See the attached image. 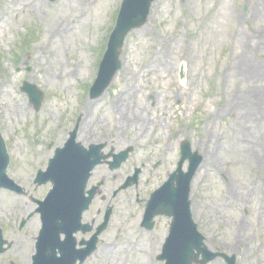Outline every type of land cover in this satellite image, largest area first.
<instances>
[{
    "label": "rangeland",
    "instance_id": "374dc122",
    "mask_svg": "<svg viewBox=\"0 0 264 264\" xmlns=\"http://www.w3.org/2000/svg\"><path fill=\"white\" fill-rule=\"evenodd\" d=\"M92 1L45 0L38 14L21 11L17 0H0V131L11 158L8 175L26 190L24 196L0 190V227L12 243L0 264H32L41 229L36 201L52 188H37L34 181L77 127L79 143L104 145L106 155L135 148L121 169L112 172L103 165L95 170L90 185L105 182L107 201L97 198L84 222L97 227L112 201L114 214L100 238L114 246L108 260L100 242L86 264H148L149 254H160L170 220L158 218L152 232L142 231L140 223L145 201L176 170L185 140L204 156L201 180L192 186V209L208 247L235 256L237 264H264V211L254 214L264 207V0H157L148 24L126 40L124 70L98 100H91L89 91L122 0H95L90 7ZM63 10L76 21L74 30L44 50L45 32ZM61 63L66 73L78 66L83 71L66 78ZM127 68L137 73L132 79L137 92L128 102L115 103L130 82ZM24 82L45 93L40 111L21 91ZM23 105L27 112L18 109ZM85 114L88 125L82 123ZM216 136L220 141L213 146ZM144 165L148 170L139 187L114 199L112 190ZM236 181L241 185L237 201L228 196ZM238 218L250 219L254 228L243 242L235 240L231 221ZM23 220L29 221L20 230ZM90 237L77 235L79 242ZM153 241L159 242L156 249Z\"/></svg>",
    "mask_w": 264,
    "mask_h": 264
},
{
    "label": "water",
    "instance_id": "95a60500",
    "mask_svg": "<svg viewBox=\"0 0 264 264\" xmlns=\"http://www.w3.org/2000/svg\"><path fill=\"white\" fill-rule=\"evenodd\" d=\"M155 0H124L117 26L111 36L108 51L102 61L99 77L91 90V97L97 99L103 95L112 83L115 75L121 69L120 56L127 35L137 28L145 26L148 22L150 10ZM24 91L31 94L36 108L40 109L43 102V95L37 91ZM76 133L65 149L57 152L55 159L51 160L49 170L46 174L40 172L38 183L45 184L51 181L54 189L50 192L47 201L40 203L39 212L42 214L43 230L37 245V256L34 264H76L77 259L83 262L87 256H80V253H73L75 240L73 234L78 231L82 220L83 212L88 209L91 199L94 197L96 188L89 192L90 198L85 197L86 185L90 178V172L101 163L100 149L92 148L85 151L81 145L76 144ZM115 163L112 169H118L127 160L128 152L115 156ZM190 158V172L184 174L182 166ZM94 159V160H93ZM202 158L192 154L189 142L182 144V160L179 164L180 175H173L165 185L156 191L149 201L146 224L149 229L153 228L152 220L158 215L174 216L175 221L171 229V237L164 248L161 260H167V264H209L218 257H224L228 264H236L235 258H229L219 253H213L204 246L202 238L196 232L195 226L185 227L179 215L184 214L187 218L189 213V193L191 180L198 169ZM9 164V157L5 150L4 142L0 136V178L5 179L7 187L11 190L22 193L23 190L14 182L8 180L6 169ZM139 170L133 178L121 188L127 189L139 183ZM175 182L177 185L175 186ZM111 211L107 214V221ZM105 228L101 227L99 233ZM65 232L68 239L65 243L60 242L61 233ZM189 232V233H188ZM5 242L0 230V253H3ZM60 249L61 258L57 257V250ZM95 249V245L93 246ZM91 249V251L93 250ZM203 259L200 260V256Z\"/></svg>",
    "mask_w": 264,
    "mask_h": 264
},
{
    "label": "bare ground",
    "instance_id": "6f19581e",
    "mask_svg": "<svg viewBox=\"0 0 264 264\" xmlns=\"http://www.w3.org/2000/svg\"><path fill=\"white\" fill-rule=\"evenodd\" d=\"M62 1V0H59ZM66 1H70V0H66ZM18 4L20 3V5L22 6L21 11H29L32 10L34 13H41L44 10V6L46 5L45 0H17ZM96 1H92L90 7L94 4L95 5ZM69 8V6L67 7ZM62 9H66L65 6L62 7ZM89 11V9L87 10ZM63 13L61 14L60 18H53L52 21L50 22L51 27H49V29L45 32L46 34V45L44 47V50H46L47 48H50L55 40H62L63 38H67L69 35V33L73 32V23L76 21H72V17L71 16H67L64 15V10L62 11ZM65 26V27H64ZM56 44V43H54ZM237 62L234 64V66L230 69V71L233 72H237V67L239 65V57H236ZM62 66V71L65 74L66 78H75L80 76L81 71H83V68L81 66L78 67H74L73 65H70L69 69L73 68L70 70L69 73H66L64 67L66 65H64L63 63H61ZM129 68L126 69V73H127V78L128 80H130V82L128 83V86L124 89V92L117 98L114 100L115 103H124V102H128V100L131 99V97H133V95L137 92V86H134V84L137 82L135 81V83L132 81V79H136L137 77V73H129ZM60 79H63L64 77H58ZM137 84V83H136ZM234 103H239V102H230V104H234ZM122 107V106H121ZM18 109H20L21 112H27L26 110V106H18ZM121 111V115L125 113V110L122 111V109H120ZM139 114H141V110L139 112ZM127 116H129V114L127 113ZM130 116H135L137 117L139 120L141 119V116H136L135 114H130ZM84 119L82 121L83 125H88V119L89 116L88 115H83ZM219 143V136H216L215 138V143L212 142L213 146L214 145H218ZM207 155H209L207 153ZM249 155L251 157H253L254 155V150H249ZM261 164H263L264 166V160L261 161ZM263 173H264V168H263ZM209 174V171L205 172V176H207ZM199 180H201V176L199 175L197 177ZM257 188H260L257 186ZM241 189V185L239 182L236 181L235 184L231 185V188L228 191V196L232 199L237 201V197H236V193L237 191ZM261 190V188H260ZM263 191V190H262ZM242 195V194H240ZM226 202V200H225ZM263 205L258 208H256L254 210V214L257 215L258 217V212L262 213V211H264L263 209ZM253 212V209H252ZM262 217L264 218V214L262 213ZM224 219L226 220V218L224 217ZM260 220V219H259ZM234 223V227H237V229L235 228V240L241 239L242 242L246 239L247 237V233L251 230L254 229L252 226V223L249 222V220L247 219H241L238 218L237 220H231ZM261 221V220H260ZM245 237V239H244ZM111 252L109 248H104L103 249V253L105 254V257L108 258V260H110V256H111ZM147 259L149 261L148 264H152L153 262V257L151 255L147 256Z\"/></svg>",
    "mask_w": 264,
    "mask_h": 264
}]
</instances>
